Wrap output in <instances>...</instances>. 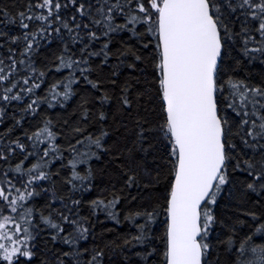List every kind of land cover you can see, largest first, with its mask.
Returning <instances> with one entry per match:
<instances>
[{
  "label": "snow or ice",
  "instance_id": "obj_1",
  "mask_svg": "<svg viewBox=\"0 0 264 264\" xmlns=\"http://www.w3.org/2000/svg\"><path fill=\"white\" fill-rule=\"evenodd\" d=\"M0 15L8 23H15L18 18L20 28L19 34L10 35L0 27V49L7 52L5 55L0 51V118L7 115L6 107L17 108L21 102H24L18 108L21 113H36L44 103L51 106L52 102L67 101L73 94V83L81 77L97 88L100 80L89 79L92 58L103 56L100 64H104L112 53L107 39L98 49L95 43L122 30L137 37L143 51L137 54L129 47L119 55L131 54L135 61L150 63V73L146 69L141 71L151 80L147 89H137L134 95L130 91L133 85L126 80L121 85L117 110L132 116L133 106L138 108L141 98L154 90L160 109L159 123L146 129L144 125L149 121L136 116L138 132L133 144L144 155L137 160L129 148L127 161L133 166L121 163L120 167L127 174L125 185L139 186L141 167L146 175L152 174L147 156L153 144L145 147L144 141L150 134L158 133L161 154L153 156L152 162L157 169L166 168L167 174L162 204L157 202L151 209H130L125 214L124 219L132 222L137 231L125 238L123 245H147L150 251L136 253L146 264L152 256H156L152 264H210L216 208L225 190L231 196L236 185H241L240 202L245 197L250 199L249 192L256 194V204L264 197V80L254 83L226 70L230 60L237 66L242 63L233 55L235 51L249 64L256 60L264 63V0H27L23 10L15 15L0 5ZM118 18L123 22L118 23ZM52 39H58L62 45L52 66L57 72L68 71L62 78H54L41 96L37 89L45 82L47 69L37 66L34 54L42 40ZM125 62L120 60L119 64ZM128 67L137 65L129 63ZM112 75L117 72L113 71ZM135 79L139 84V78ZM111 83L115 85L116 81ZM98 99L103 104L112 96L105 92ZM84 116L86 119L88 109L84 110ZM106 118L105 111H99L97 122L102 126L98 134L89 132L84 137L85 129L74 130L87 141L88 148L87 152L77 149L82 140L69 144L74 153L68 161L72 165L71 175L81 184L92 176L91 168L81 175L76 165L88 164L91 157L99 156L92 146L108 150L105 138L109 132L103 126ZM22 119L23 116L14 117V125H19ZM51 124V120L45 119L34 131L26 130L24 135L30 145L19 138L6 139L14 126L0 136V161L4 162L0 172V264H31L35 255L32 241L38 227L37 212L40 220L53 230V239H62L66 245L75 246L90 233L84 226L88 217L77 215L72 219L71 208H67L68 215L60 212V219H55L51 213L44 215L32 203L41 194L37 190L39 185L51 178L50 170L45 169L57 155L62 156L61 145L56 142L58 133ZM17 149L23 159L13 165L11 158L17 155ZM30 157L35 162L23 167ZM159 160L163 164L157 163ZM159 176L157 171V181ZM73 179L68 183L76 189ZM52 198L56 199L55 192ZM119 201L118 195L111 200L97 197L89 205L93 213L103 211L120 223L116 207ZM71 203L78 206L81 202ZM161 213L164 232L155 239L162 242V253L152 246L155 232L152 225ZM247 215L253 221L260 220L254 230L238 238V230L232 226L229 235L219 241L229 253L228 264H264V240L256 239L264 236V219H261L264 212L249 211ZM137 217L143 222L136 223ZM116 249L123 251L115 241L104 247L93 246L91 250L71 247L70 251L61 252L57 264H104L106 250L110 253Z\"/></svg>",
  "mask_w": 264,
  "mask_h": 264
},
{
  "label": "trees",
  "instance_id": "obj_2",
  "mask_svg": "<svg viewBox=\"0 0 264 264\" xmlns=\"http://www.w3.org/2000/svg\"><path fill=\"white\" fill-rule=\"evenodd\" d=\"M27 0H0V5L8 7L10 12L15 15L16 12L23 10ZM118 23L123 22L122 18L117 19ZM0 27L9 31L10 35H17L20 33L18 18L15 23H8L7 18L0 15ZM139 27V26H138ZM238 30V28H237ZM2 39V38H0ZM108 40V50L112 53L104 64H100L103 56L92 58L93 71L89 75L90 80H100V84L97 88H93L92 85L86 82L83 77L72 85L73 94L67 101H61L60 103L52 102L51 106L48 103L42 104L36 113H21L18 108L24 106V102H21L17 108L6 107L7 115L0 118V136L4 135L6 129L14 126L13 132L6 137V139H17L21 142L29 144L24 132L34 131L37 127L41 126L42 121L45 119L51 120L52 130L58 133L56 142L61 145L62 156L57 155L51 160L46 171L50 170L51 178L40 184L38 191L40 195L36 196L32 203L37 208L42 209L44 215H51L55 219H60L59 213L63 212L68 215L67 208H71L73 215L72 219H75L77 215L81 217H88V220L84 222V226L90 229L89 235L86 239L78 241L75 246H69L63 243L62 239H53V230L46 226L40 220L39 212L36 213V221L38 227L34 230V240L32 241V248L35 253L31 260V264H57V257L61 256V252H67L71 250V247L88 248L91 250L93 246L99 245L104 247L109 241H115L116 244H120L123 251L116 249L113 252L108 253L104 257V264H146L141 256L136 255L138 252L150 251L147 245L133 244L125 246L123 240L131 235L136 234V228L134 224L124 219L125 214L131 209H143L151 207L157 202L163 203L165 195V176L167 169H157L156 164L152 162L153 156H159V146L161 140L158 133H152L149 138L144 141V146L153 144V148L149 149L147 156V166L152 170V174L146 175L143 171V167L139 170L140 184L139 186L133 185L128 187L125 185L127 174H123V169L120 164L132 167L128 164L127 156L128 149H133V155L139 160L144 153L139 151L137 146L133 144L136 139L138 128L136 126V116L139 115L149 121V124H145L147 129L151 125L159 123V105L156 101L154 90L145 97L141 98L140 105L137 108L135 105L131 109L132 116H128L127 112H120L117 110V100L120 95L121 85L127 80L133 85L130 91L135 94L137 89H147L149 87L148 81L151 77L146 75L141 69H146L147 72H151V64H145L141 61H135L131 54L120 56L119 52H126L131 47L140 54L142 49L141 42L136 36L128 30L117 31L111 33L109 37L102 38L99 42L95 43V47L98 49L104 43V40ZM62 45L58 39L42 40L41 46L34 54L37 66H43L47 69V75L44 78L45 82L37 89L38 95H45V90L48 85L53 82V79H60L67 74V69L59 72L52 66L56 61L55 57L59 55V51ZM5 55L7 52L5 49ZM148 51H151L149 49ZM144 55H147L144 52ZM233 55L236 58L241 59L242 63L237 66L234 60H230L226 64V70L229 74L252 80L254 83H258L264 80V63L260 60L248 63L247 59L242 56L238 51H235ZM120 60H125L123 64H119ZM7 62V61H6ZM129 63H135L136 68H129ZM114 65L118 67L114 68ZM117 72V75L113 76L112 72ZM79 76V72L76 73ZM139 78L140 83H136L135 78ZM112 80L116 81V84L111 83ZM38 83L40 81H37ZM61 91L63 88L61 87ZM107 92L112 99L102 104L98 99L100 96ZM59 99V98H58ZM27 98H25V102ZM151 101V102H149ZM86 102V103H85ZM15 104L16 102L13 101ZM2 106V105H0ZM88 109V116L85 119L84 110ZM105 111L106 120L103 121L105 130L109 132V136L106 137L105 147L107 151L95 149L92 146V150L99 153L98 157H91L88 164H77L76 170L81 175H86L89 167L91 168L92 176L88 181L83 184L79 180L72 178V165L68 163L72 159L74 153L69 149V144H76L77 140H82L81 135L77 134L74 130L77 128L85 129L83 136L86 137L89 132L98 134L102 124L97 122L99 120V111ZM23 119L19 125H14L15 119ZM86 140H82L80 145H77L79 151L87 152L88 148L85 146ZM43 146H46L43 145ZM29 150L31 148L29 147ZM119 153V155H117ZM42 155V152H41ZM23 157L19 154L17 149V155L11 158V163L15 165ZM35 159L30 157L24 162L23 167H29L31 163H34ZM0 161V172L3 171ZM157 163L163 164L162 160ZM159 171L160 176L158 181L155 178V173ZM237 176L243 175L242 173H236ZM123 177V178H122ZM73 179V183L77 185L76 189H72V185L68 183V180ZM149 184V187H145V184ZM91 185V187L89 186ZM44 189H50L49 191H43ZM71 190V191H70ZM53 192H55L56 199H53ZM243 192V187L239 184L232 190V195H228V190L220 197V202L216 208L217 223L215 230L212 233V242L214 247L212 249L210 264H228L229 253L225 251V246L220 244L229 235V230L232 226H235L238 230V238L252 230L260 220L253 221L250 216L247 215L249 211H256L257 213L264 212V197L260 198V203L256 204V194L250 193V199L245 197L243 202H240V195ZM114 195L120 197V201L116 207L119 209L118 218L120 223L108 218L103 211H96L93 213L89 201L102 197L105 200L113 199ZM63 197V200L60 199ZM79 200L81 203L78 206H73L71 201ZM45 205H49L45 207ZM65 205L67 207H65ZM56 209L57 211H53ZM78 209V212H77ZM239 209V211H237ZM264 219V217H261ZM164 216L161 213L157 217V221L153 223L152 227L155 229L152 239V246L157 247L159 252L162 253L163 246L160 240L155 239L156 236H162L164 232L163 224ZM220 221H224L223 224ZM238 221H246L244 224L238 223ZM142 219L137 217L136 223H142ZM70 228H66V231H70ZM63 235V234H61ZM257 242L264 240V236H257ZM125 256L127 259H125ZM218 257V259H217ZM61 259H68L61 257ZM87 259V256L84 257ZM156 260V256L149 258L147 264H152V261Z\"/></svg>",
  "mask_w": 264,
  "mask_h": 264
}]
</instances>
